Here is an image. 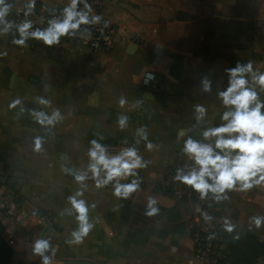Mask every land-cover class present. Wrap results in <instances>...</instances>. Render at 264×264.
I'll return each instance as SVG.
<instances>
[{"label": "crops", "instance_id": "obj_1", "mask_svg": "<svg viewBox=\"0 0 264 264\" xmlns=\"http://www.w3.org/2000/svg\"><path fill=\"white\" fill-rule=\"evenodd\" d=\"M10 2L13 18L20 22L17 12L28 0ZM68 2L36 0L34 27L44 28L45 12ZM104 14L118 29L117 45L109 51L93 52L64 39L51 47L39 40L20 47L11 35L0 37V52L7 53L0 56V171L17 185L26 213L22 221L1 222L0 235L13 249L7 264H39L31 247L41 236L57 249L53 264H203L192 254V203L155 187L168 165L176 159L187 162L178 131L191 129L189 134L199 138L202 129L193 127L195 104H204L208 119L220 123L223 109L214 94L227 83L224 70L251 62L264 72V0H110ZM149 73L155 78L145 84ZM204 77L213 82L212 94L201 90ZM39 96L65 116L51 133L30 115ZM121 96L129 104L143 103L127 111L118 105ZM16 98L22 105L10 109ZM122 112L130 116L123 131L116 124ZM141 126L156 146L148 151L144 142L136 145L150 161L139 170L141 190L120 200L110 186L96 189L88 181L84 198L96 204L89 213L95 228L81 245H68L76 222L61 212L77 185L62 165L85 167L92 139L103 137L100 142L108 149L127 147ZM36 136L45 140L40 152L33 151ZM229 196L220 206L237 227L227 233V263L264 264V255H258L264 251V228L248 227L249 217L264 215V188ZM150 197L158 202L157 216L144 215ZM236 233L239 239H233Z\"/></svg>", "mask_w": 264, "mask_h": 264}, {"label": "clouds", "instance_id": "obj_2", "mask_svg": "<svg viewBox=\"0 0 264 264\" xmlns=\"http://www.w3.org/2000/svg\"><path fill=\"white\" fill-rule=\"evenodd\" d=\"M36 0H28L25 5L24 20L17 22L13 18V4L10 0H0V37L12 36L16 46H26L29 40L42 41L47 47L59 45L62 38L83 37L90 34L91 26L107 21L99 14H93L92 4L88 0H69L59 10L50 9L51 18L47 27H34L31 16L35 9ZM7 55L0 52V56ZM226 85L217 86L215 97L223 111L219 114V124L209 120V110L204 104H195L193 127L201 128L199 138L189 134L191 129L178 131L177 136L183 139L181 154L187 158L182 167L176 169L174 179L196 192L201 201L211 200L220 204L230 199L231 192H249L254 188H264V72L254 69L251 62L237 63L233 68H226ZM155 76L147 74L143 81L151 82ZM203 93L212 94L213 82L204 77L200 82ZM20 98L14 99L10 109L21 106ZM36 108L30 110L34 122L45 133H51L65 116L59 108H53L49 99L39 96L34 101ZM142 100L129 104L126 97L121 96L118 105L121 109L132 111L142 105ZM51 108V111L43 109ZM24 111L23 108L20 109ZM130 116L126 112L119 113L116 124L123 131L129 127ZM145 126L135 130V138L131 145L120 152L111 154L108 148L100 142L103 139H92L87 148V165L83 168L61 167V170L71 176L77 190L67 197L68 206L61 215L74 217L75 229L70 238L65 241L68 245H81L89 233L95 228L90 219V211L96 207L84 197L88 189V181L93 182L96 189L109 186L113 196L120 200H128L133 193L141 190L142 178L139 170L148 167L150 161L139 153L136 145L144 142L145 148L152 151L156 146L149 140ZM44 137L34 138L33 151L40 152L44 145ZM127 144V141H124ZM144 215L157 216L160 212L155 198H148L144 206ZM195 211L206 224L215 218L199 206ZM223 231L231 234L236 231V225L227 216L222 218ZM199 222V218L197 219ZM249 230L264 228V215L249 217ZM216 233L208 236L215 239ZM239 239V233L233 236ZM56 247L50 238L34 239L32 255L39 259V264H53Z\"/></svg>", "mask_w": 264, "mask_h": 264}, {"label": "built area", "instance_id": "obj_3", "mask_svg": "<svg viewBox=\"0 0 264 264\" xmlns=\"http://www.w3.org/2000/svg\"><path fill=\"white\" fill-rule=\"evenodd\" d=\"M110 0H88L93 7V14H99L107 21V26H104L103 21L99 25L91 26L90 34H85L83 37L76 38H62L65 41L76 46H82L90 49L93 52H103L113 49L117 45V27L104 14V11ZM65 5L54 7L57 14ZM25 7L18 10L17 14L20 21L24 20ZM37 9L35 7L31 16L32 19L37 16ZM36 14V15H35ZM51 18L50 11L45 12L43 20L45 27H47V20ZM124 147H112L108 150L110 152L121 151ZM184 162L176 159L173 163L168 165L165 170V177L156 184V190L161 192L173 193L183 200L190 201L193 205L192 213L189 218V230L193 242V258L203 264H214L225 257V231L222 228V218L226 216L220 204L213 201H201L196 192L192 191L188 186L181 184L174 179L176 169L182 167ZM199 206L204 211L208 212L215 219L206 224L200 217V214L195 211ZM26 217L23 210V198L17 185L10 179V177L0 171V228L1 222L5 218H11L16 221H22ZM199 218V222L197 219ZM1 232V229H0ZM211 233H216L215 239L209 240L208 236ZM264 260V257H263Z\"/></svg>", "mask_w": 264, "mask_h": 264}, {"label": "trees", "instance_id": "obj_4", "mask_svg": "<svg viewBox=\"0 0 264 264\" xmlns=\"http://www.w3.org/2000/svg\"><path fill=\"white\" fill-rule=\"evenodd\" d=\"M1 229V228H0ZM227 239V232H225V241ZM261 246L263 247L264 245L261 244ZM13 255V249L11 248V246L1 237L0 235V264H7ZM259 256H263L264 255V251L261 252V254H258ZM230 259L228 258V256H225L223 259L217 261L214 264H228L227 262Z\"/></svg>", "mask_w": 264, "mask_h": 264}, {"label": "water", "instance_id": "obj_5", "mask_svg": "<svg viewBox=\"0 0 264 264\" xmlns=\"http://www.w3.org/2000/svg\"><path fill=\"white\" fill-rule=\"evenodd\" d=\"M64 264H93L89 261H66Z\"/></svg>", "mask_w": 264, "mask_h": 264}, {"label": "rangeland", "instance_id": "obj_6", "mask_svg": "<svg viewBox=\"0 0 264 264\" xmlns=\"http://www.w3.org/2000/svg\"><path fill=\"white\" fill-rule=\"evenodd\" d=\"M241 264H246V263H241ZM247 264H251V262L250 263H247Z\"/></svg>", "mask_w": 264, "mask_h": 264}]
</instances>
